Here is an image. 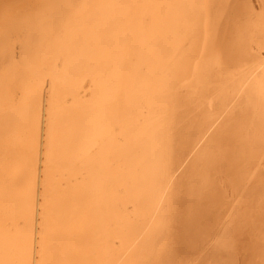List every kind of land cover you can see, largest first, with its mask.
<instances>
[{
    "label": "bare ground",
    "instance_id": "bare-ground-1",
    "mask_svg": "<svg viewBox=\"0 0 264 264\" xmlns=\"http://www.w3.org/2000/svg\"><path fill=\"white\" fill-rule=\"evenodd\" d=\"M0 264H264V0H0Z\"/></svg>",
    "mask_w": 264,
    "mask_h": 264
}]
</instances>
